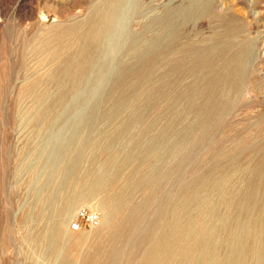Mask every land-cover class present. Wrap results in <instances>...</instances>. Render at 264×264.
I'll use <instances>...</instances> for the list:
<instances>
[{"label": "bare ground", "instance_id": "bare-ground-1", "mask_svg": "<svg viewBox=\"0 0 264 264\" xmlns=\"http://www.w3.org/2000/svg\"><path fill=\"white\" fill-rule=\"evenodd\" d=\"M122 5L125 0H102L86 22L66 29L79 49L74 56L66 55L62 67L48 79L76 86ZM191 7L175 6L170 13L164 52L169 69L160 83H150L163 52L153 48L130 65L109 91L114 96L112 107L101 116L110 121L127 113L131 118L110 134L99 132V137L111 144L129 137L130 143L106 155L94 173H83V159L99 137L80 135L75 159L58 169L64 189L38 199L50 206L39 216L51 221L32 240L50 264H264V139L231 138L220 146L216 142L217 130L244 90L250 40H237L243 24L228 14L216 15L211 0H204L202 9L217 20L211 42L181 40L185 25L194 18ZM37 83L24 92H32ZM69 94V90L57 94L39 111L36 122L54 117ZM157 94L169 100L161 130L150 135L148 124L139 134L132 133L133 122L143 119ZM208 146L210 151L203 155ZM190 163L195 166L187 178L184 170ZM173 176L179 186L164 203L159 192ZM234 176L238 184L232 182ZM95 193L101 195L96 204L102 212L101 225L90 251L77 259L64 251L68 218Z\"/></svg>", "mask_w": 264, "mask_h": 264}, {"label": "rangeland", "instance_id": "rangeland-1", "mask_svg": "<svg viewBox=\"0 0 264 264\" xmlns=\"http://www.w3.org/2000/svg\"><path fill=\"white\" fill-rule=\"evenodd\" d=\"M100 1L0 0V264H50L42 248L32 240L51 221L39 216L44 209L50 211L49 204L43 206L37 201L64 189L58 169L75 159L81 146L80 135L86 133L95 139L99 132L110 134L131 118L123 113L110 122L101 116L103 110L112 107L114 96H109V91L130 65L157 48L163 52L153 66L150 83L159 84L167 74L169 58L164 52L172 9L192 4L195 15L184 27L180 36L183 41L211 42L217 29V20L203 13L204 0H125L79 83L73 86L48 79L62 67L66 55L74 56L79 49L78 41L66 29L86 22ZM211 6L216 15L228 14L241 22L243 28L237 40H250L251 46L244 90L236 108L216 132L217 145L245 136L254 141L264 139V0H211ZM36 82L32 92H24ZM163 89L166 94L168 87ZM64 90L70 94L58 106V113L43 120V125L36 122L39 111ZM168 102L166 96L157 94L156 103L146 107L143 119L133 122L132 133L139 134L150 124V135L157 134L167 120ZM129 143V137L111 144L100 136L83 159L82 172L94 173L100 160ZM210 149L211 146L203 148L202 154ZM194 166L190 163L185 168L187 178ZM232 182L238 184V176ZM178 186L174 176L165 182L159 192L161 201H170ZM137 198H142L141 192ZM100 200V194H92L68 218L64 251L77 259L89 252L97 239L102 212L96 204ZM88 214L97 215L98 224L92 225Z\"/></svg>", "mask_w": 264, "mask_h": 264}, {"label": "built area", "instance_id": "built-area-1", "mask_svg": "<svg viewBox=\"0 0 264 264\" xmlns=\"http://www.w3.org/2000/svg\"><path fill=\"white\" fill-rule=\"evenodd\" d=\"M87 217L89 218L90 223H91L92 225H96V224H98V222H99V218H98L97 215H95V214H91V215H89V214H88Z\"/></svg>", "mask_w": 264, "mask_h": 264}]
</instances>
